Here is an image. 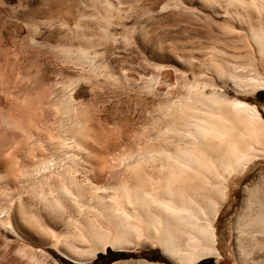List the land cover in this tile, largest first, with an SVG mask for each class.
Here are the masks:
<instances>
[{"label": "rangeland", "instance_id": "374dc122", "mask_svg": "<svg viewBox=\"0 0 264 264\" xmlns=\"http://www.w3.org/2000/svg\"><path fill=\"white\" fill-rule=\"evenodd\" d=\"M258 26L264 0H0V264H175L113 186L149 169L133 156L189 83L264 121ZM225 186L217 253L195 264H264V157Z\"/></svg>", "mask_w": 264, "mask_h": 264}, {"label": "bare ground", "instance_id": "6f19581e", "mask_svg": "<svg viewBox=\"0 0 264 264\" xmlns=\"http://www.w3.org/2000/svg\"><path fill=\"white\" fill-rule=\"evenodd\" d=\"M249 35L257 49V60L250 66L258 61L264 74V26L249 28ZM249 81L255 89L264 88V76L256 73ZM201 91L189 83L166 109V124L156 128L158 145H149L143 154L133 156L135 163L147 162L149 169L135 170L134 184L120 181L113 186L122 206L120 213L134 218L136 227L175 264H195L216 255L212 223L224 201L226 181L254 159L264 157V121L255 105ZM100 188L89 196L90 209L99 215L107 212L96 194ZM198 217L204 219L203 224ZM113 232L111 245L121 237Z\"/></svg>", "mask_w": 264, "mask_h": 264}, {"label": "trees", "instance_id": "16d2710c", "mask_svg": "<svg viewBox=\"0 0 264 264\" xmlns=\"http://www.w3.org/2000/svg\"><path fill=\"white\" fill-rule=\"evenodd\" d=\"M107 253H110L109 249L107 250ZM100 257H102L101 254H98L96 259H99Z\"/></svg>", "mask_w": 264, "mask_h": 264}]
</instances>
